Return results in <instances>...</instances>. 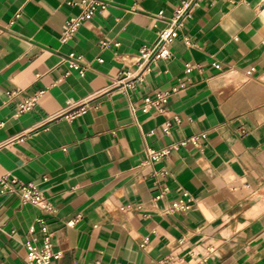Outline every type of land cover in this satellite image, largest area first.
<instances>
[{"label": "crops", "instance_id": "1", "mask_svg": "<svg viewBox=\"0 0 264 264\" xmlns=\"http://www.w3.org/2000/svg\"><path fill=\"white\" fill-rule=\"evenodd\" d=\"M71 1L0 0V264H264V0H196L147 60L184 0H106L63 42Z\"/></svg>", "mask_w": 264, "mask_h": 264}, {"label": "built area", "instance_id": "2", "mask_svg": "<svg viewBox=\"0 0 264 264\" xmlns=\"http://www.w3.org/2000/svg\"><path fill=\"white\" fill-rule=\"evenodd\" d=\"M69 5H76L81 8V14L78 17L71 18L67 24V29L63 34L62 41L66 42L69 40L80 27L83 25L84 21L94 17L97 13H100L108 7L106 0H78L77 2H68ZM198 6L196 0H184L176 8L173 16L167 20V26L164 28L160 34L158 42L152 48H143L141 51V58L147 60L148 58L154 57L156 59H170L172 53L170 51V46L173 41L178 37V31L182 28L185 21L186 15L190 14L194 8ZM160 16H163V12H160ZM105 45V44H104ZM69 63L72 70H77L81 75L84 74L85 70L81 68L80 62L81 57H76L75 55H70ZM16 93H8L9 97H13ZM167 99V94L158 93L155 99L147 98L144 101L142 107L143 112H149L151 109L156 108L161 111L162 103H165ZM38 97L28 98L21 105H19V112L24 113L30 111L36 106ZM167 151L156 153L154 151L149 152V158L151 160L159 159L164 156ZM17 183V180H13L12 184ZM4 191H12V185H10L5 179L0 181ZM20 195L24 203H31L38 208L44 210H50L48 205L45 203L44 198L40 192L31 185H21ZM182 208V206H181ZM73 224L71 222L69 225ZM46 232V229H43ZM147 240L144 241L142 247L145 248L147 245ZM27 249V259L25 264H50L53 258H58L59 254L54 255L50 250L49 244H45L43 248H38L30 243L26 244Z\"/></svg>", "mask_w": 264, "mask_h": 264}]
</instances>
